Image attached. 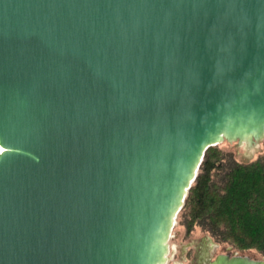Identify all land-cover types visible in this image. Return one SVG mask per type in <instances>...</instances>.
Wrapping results in <instances>:
<instances>
[{"label": "water", "instance_id": "95a60500", "mask_svg": "<svg viewBox=\"0 0 264 264\" xmlns=\"http://www.w3.org/2000/svg\"><path fill=\"white\" fill-rule=\"evenodd\" d=\"M262 139L264 0H0V264H163L205 150Z\"/></svg>", "mask_w": 264, "mask_h": 264}, {"label": "trees", "instance_id": "16d2710c", "mask_svg": "<svg viewBox=\"0 0 264 264\" xmlns=\"http://www.w3.org/2000/svg\"><path fill=\"white\" fill-rule=\"evenodd\" d=\"M177 218L187 232L198 227L264 257V155L239 163L217 145L208 147Z\"/></svg>", "mask_w": 264, "mask_h": 264}, {"label": "rangeland", "instance_id": "374dc122", "mask_svg": "<svg viewBox=\"0 0 264 264\" xmlns=\"http://www.w3.org/2000/svg\"><path fill=\"white\" fill-rule=\"evenodd\" d=\"M222 151L232 153L234 159L239 163H249L264 155V139L253 146L246 147L236 142H223L217 145ZM208 246L205 259L214 258L218 254H238L247 255L251 258L264 259L260 254L254 251H240L228 243L216 241L210 234L203 232L195 227L191 232H187L185 225L179 223L176 217L174 226L168 239V254L165 264H196L197 250L194 246L203 242ZM194 247L192 258L188 249Z\"/></svg>", "mask_w": 264, "mask_h": 264}, {"label": "flooded vegetation", "instance_id": "af4514ba", "mask_svg": "<svg viewBox=\"0 0 264 264\" xmlns=\"http://www.w3.org/2000/svg\"><path fill=\"white\" fill-rule=\"evenodd\" d=\"M206 242L204 241L202 244H196L194 245L196 247V250H197V254H196V258H197V262L196 264H208V262L210 260H212L213 258L211 259H205L206 257V252L208 251V246L205 244ZM192 249H188L190 250L191 252V256L190 258H192V255H193V251H194V247H191ZM225 254H229V252H226Z\"/></svg>", "mask_w": 264, "mask_h": 264}, {"label": "bare ground", "instance_id": "6f19581e", "mask_svg": "<svg viewBox=\"0 0 264 264\" xmlns=\"http://www.w3.org/2000/svg\"><path fill=\"white\" fill-rule=\"evenodd\" d=\"M244 145V144H243ZM168 245V244H167ZM167 251H168V248H167ZM167 254H168V252H166V255H165V261H164V263L163 264H165L166 262H167V260H168V258H167Z\"/></svg>", "mask_w": 264, "mask_h": 264}]
</instances>
